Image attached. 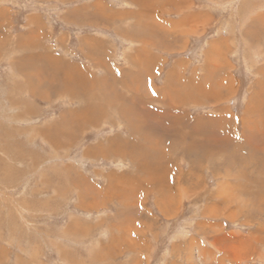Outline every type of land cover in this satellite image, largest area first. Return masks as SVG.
Returning <instances> with one entry per match:
<instances>
[{
  "label": "rangeland",
  "instance_id": "1",
  "mask_svg": "<svg viewBox=\"0 0 264 264\" xmlns=\"http://www.w3.org/2000/svg\"><path fill=\"white\" fill-rule=\"evenodd\" d=\"M0 264H264V0H0Z\"/></svg>",
  "mask_w": 264,
  "mask_h": 264
},
{
  "label": "bare ground",
  "instance_id": "2",
  "mask_svg": "<svg viewBox=\"0 0 264 264\" xmlns=\"http://www.w3.org/2000/svg\"><path fill=\"white\" fill-rule=\"evenodd\" d=\"M60 67L62 68V70H64V72H65V76L68 78V81H67V84H65L64 86L67 88V92H68V94H69V97L70 98H79V97H81L82 99L84 98V94L85 93H88L89 94V90L87 91V89L85 88V86L83 85L84 83H85V80L83 79V78H81L80 77V75L78 74V69L77 68H74V67H72L71 66V64L70 65H68L67 64V66L66 65H62V64H60ZM18 68H20V69H22L23 70V68H24V66L22 67H19V65H17V71H19L20 72V70L18 69ZM22 72V71H21ZM64 76V75H63ZM86 79H87V77H86ZM134 82V81H133ZM66 94V93H65ZM95 95H93V97H94ZM102 96V95H101ZM133 96V95H132ZM104 97V96H103ZM105 97L107 98L108 96L105 94ZM118 97V96H117ZM131 97V96H130ZM80 98V99H81ZM111 99H113V98H111ZM124 99V98H123ZM129 99V98H128ZM132 99H135L136 100V98H133L132 97ZM103 100H105L104 98H103ZM125 100V99H124ZM108 101V100H107ZM121 101V100H120ZM120 101H118V102H120ZM127 101V100H126ZM115 102H116V100H115ZM122 102V101H121ZM129 102V101H128ZM131 102V101H130ZM129 102V103H130ZM102 103V102H101ZM134 103V102H133ZM85 104V103H84ZM88 104V103H87ZM110 104V103H109ZM111 104H113V103H111ZM116 105H118V103L116 104ZM126 105V104H125ZM125 105H123L124 107H125ZM127 106V105H126ZM131 106V105H130ZM136 106V105H135ZM121 107V106H120ZM134 107V106H133ZM117 108V107H116ZM129 108V107H128ZM131 108V107H130ZM122 110H124V108H121ZM133 109V108H132ZM80 110H82L81 112L79 111V113H80V116H82V118H84L85 117V119H87L88 118V120H90V117H92V112H98L97 110H98V108H96V110H92L91 109V107L89 108V106H86L85 108H81ZM106 110V109H105ZM133 111V110H132ZM135 111V110H134ZM133 111V112H134ZM128 112H129V110H128ZM122 113V112H121ZM126 113V112H125ZM94 116V115H93ZM124 116V115H123ZM128 116V115H127ZM77 118V117H76ZM79 119V120H82V121H85V120H83V119ZM124 118V117H123ZM129 120V119H128ZM132 120V119H131ZM138 120V119H137ZM133 121V120H132ZM86 123V122H85ZM67 125H70V123H68V124H66L65 126H64V130H63V132L62 131H56L54 134H56V133H65V131L67 130ZM132 127H134V126H132ZM51 135H53V134H51ZM46 135H44V137H45ZM46 138V137H45ZM185 138V137H184ZM54 140V139H53ZM57 140V139H56ZM55 140V141H56ZM58 142V141H57ZM56 148V147H55ZM54 148V149H55ZM69 180V179H68ZM83 197V196H82Z\"/></svg>",
  "mask_w": 264,
  "mask_h": 264
}]
</instances>
